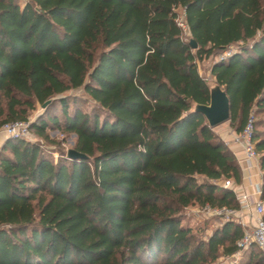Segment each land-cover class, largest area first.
Segmentation results:
<instances>
[{"label":"trees","instance_id":"trees-1","mask_svg":"<svg viewBox=\"0 0 264 264\" xmlns=\"http://www.w3.org/2000/svg\"><path fill=\"white\" fill-rule=\"evenodd\" d=\"M225 51L209 76L235 133L252 109L262 200L264 0H0V126L48 100L29 123L39 141L0 146V264H212L234 253V219L206 236L183 223L189 206L239 208L222 186L241 182L234 155L189 112L208 101L197 62ZM50 130L74 135L85 158L67 159ZM235 264H264V252L250 244Z\"/></svg>","mask_w":264,"mask_h":264},{"label":"built area","instance_id":"built-area-1","mask_svg":"<svg viewBox=\"0 0 264 264\" xmlns=\"http://www.w3.org/2000/svg\"><path fill=\"white\" fill-rule=\"evenodd\" d=\"M229 55V51H225L218 55V58H224ZM29 123L30 120H15L11 122L4 123L0 126V132L4 136L10 138H21L29 139ZM253 127V112L250 109L247 113L245 123L241 131L236 135L235 142L240 146L244 160L248 166L257 162V154L253 149L251 142V132ZM223 187H231L228 181L222 184ZM254 191L259 196L260 195V183L254 185ZM238 201V209H229L225 207L215 208L204 204L200 207L199 211L212 216L222 217L224 220L227 219H238L239 211L247 209L249 207L246 196H236ZM264 212V199H257L249 210V217L252 219L251 224L242 228L241 236L235 241L236 251L230 256L236 259L240 256L241 252L245 250L250 244H255L260 249L264 248V220L261 215Z\"/></svg>","mask_w":264,"mask_h":264},{"label":"rangeland","instance_id":"rangeland-1","mask_svg":"<svg viewBox=\"0 0 264 264\" xmlns=\"http://www.w3.org/2000/svg\"><path fill=\"white\" fill-rule=\"evenodd\" d=\"M18 1L21 2L23 0H18ZM179 20H181L180 16H179ZM185 34L186 32L183 30V35L185 36ZM217 58H218V55H215V56H212V57H209L207 59L197 62L198 73L202 78L205 79L206 82L213 81L209 76V68H210L211 63ZM67 94L69 96H75L76 98H78L76 103L81 107L82 110L86 111L91 106V102L89 101L87 97H85L81 89H72L68 91ZM79 98H83V99L80 100ZM42 110L43 108H41V106L36 105L35 109L31 111L30 113H28L26 119H29L32 122L38 114L42 113ZM58 110H59V107L56 104L53 109V112L58 113ZM0 134H3V133L0 132ZM48 136L49 138H52L55 141L63 140V143L61 145L59 144L60 145L59 147L62 148V150H64V153L66 149L72 147L73 140L75 138L74 135L72 134L65 135L62 132H58L56 130H50L48 133ZM28 140L29 141H33V140L39 141L38 137L32 131H30L29 133ZM44 144L45 146H47V149L51 151L52 157L56 158L57 154L54 151L58 148L57 145L47 144V143H44ZM199 209H200V206H197V205L187 207L183 211V216H184L183 223L188 224L193 229L200 230L199 232L200 235L206 236L210 233V231L215 226L219 225L224 219L219 216H212V215L205 214L203 212H200ZM241 254L237 259L231 256H226V257L220 256L212 264H235L241 258Z\"/></svg>","mask_w":264,"mask_h":264},{"label":"crops","instance_id":"crops-1","mask_svg":"<svg viewBox=\"0 0 264 264\" xmlns=\"http://www.w3.org/2000/svg\"><path fill=\"white\" fill-rule=\"evenodd\" d=\"M218 138L227 146L230 152L234 155L237 164L241 171V182L238 185H231L235 196H246L249 207L239 211L238 219H234L238 222L242 228L248 227L252 219L249 217V210H251L253 203L259 199V196L254 191V185L261 183L260 172L257 162L248 166L244 160L243 152L240 146L235 142L237 133L229 126L228 122L217 125L212 128ZM6 136L0 134V146ZM264 252V248L262 249Z\"/></svg>","mask_w":264,"mask_h":264},{"label":"water","instance_id":"water-1","mask_svg":"<svg viewBox=\"0 0 264 264\" xmlns=\"http://www.w3.org/2000/svg\"><path fill=\"white\" fill-rule=\"evenodd\" d=\"M188 44L191 49L196 47L194 40L189 39ZM208 91V101L205 104H197L190 102L189 112H196L202 115L206 125L209 128L227 122L229 119V103L225 91L214 81H205ZM48 100L41 104V108L45 107ZM65 157L69 160L84 159L85 155L77 152L73 148L65 151Z\"/></svg>","mask_w":264,"mask_h":264}]
</instances>
